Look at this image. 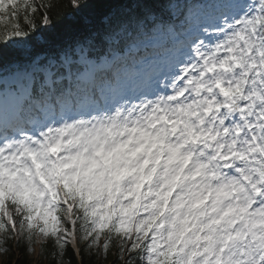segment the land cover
Listing matches in <instances>:
<instances>
[{"label":"snow or ice","instance_id":"obj_1","mask_svg":"<svg viewBox=\"0 0 264 264\" xmlns=\"http://www.w3.org/2000/svg\"><path fill=\"white\" fill-rule=\"evenodd\" d=\"M0 264H264V0H0Z\"/></svg>","mask_w":264,"mask_h":264}]
</instances>
